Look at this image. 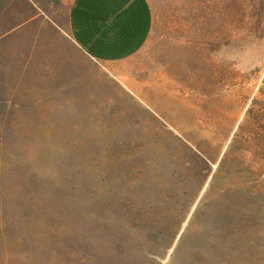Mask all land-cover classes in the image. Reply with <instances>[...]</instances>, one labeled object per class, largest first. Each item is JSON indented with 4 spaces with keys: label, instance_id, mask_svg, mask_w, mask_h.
<instances>
[{
    "label": "rangeland",
    "instance_id": "374dc122",
    "mask_svg": "<svg viewBox=\"0 0 264 264\" xmlns=\"http://www.w3.org/2000/svg\"><path fill=\"white\" fill-rule=\"evenodd\" d=\"M151 2L136 95L0 100V264H264V0Z\"/></svg>",
    "mask_w": 264,
    "mask_h": 264
},
{
    "label": "crops",
    "instance_id": "0c3cea01",
    "mask_svg": "<svg viewBox=\"0 0 264 264\" xmlns=\"http://www.w3.org/2000/svg\"><path fill=\"white\" fill-rule=\"evenodd\" d=\"M154 22L151 0H0V100L50 102L52 45L63 38L78 51L57 53L64 62L57 75L71 78L59 97L69 103L63 107L83 106L87 75L95 78L93 91L104 92L117 78L119 88L136 95L120 64L147 45Z\"/></svg>",
    "mask_w": 264,
    "mask_h": 264
}]
</instances>
